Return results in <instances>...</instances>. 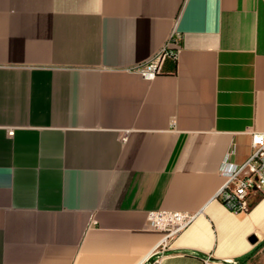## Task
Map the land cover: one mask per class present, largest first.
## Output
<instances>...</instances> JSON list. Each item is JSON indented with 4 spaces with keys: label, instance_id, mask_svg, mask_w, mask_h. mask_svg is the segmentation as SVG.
<instances>
[{
    "label": "crops",
    "instance_id": "0c3cea01",
    "mask_svg": "<svg viewBox=\"0 0 264 264\" xmlns=\"http://www.w3.org/2000/svg\"><path fill=\"white\" fill-rule=\"evenodd\" d=\"M175 30L160 74L129 71ZM252 132L264 0H0V264H248L264 194L216 195ZM162 210L197 214L165 249Z\"/></svg>",
    "mask_w": 264,
    "mask_h": 264
},
{
    "label": "built area",
    "instance_id": "2783aa9c",
    "mask_svg": "<svg viewBox=\"0 0 264 264\" xmlns=\"http://www.w3.org/2000/svg\"><path fill=\"white\" fill-rule=\"evenodd\" d=\"M183 37L176 30L164 47L148 61L137 65L129 71L137 72L147 79H153L161 73L166 60L174 58L181 49ZM252 153L248 159L237 164L231 160L233 151L225 156L220 169L224 184L216 195V199L230 212L239 214L248 212L253 204L255 195L264 194V133H251ZM197 214L177 211H150L147 214L149 226L165 233L162 248L168 242L186 229L196 218ZM154 264H161L163 251L156 253ZM206 264H211L207 258ZM237 264V263H233Z\"/></svg>",
    "mask_w": 264,
    "mask_h": 264
},
{
    "label": "rangeland",
    "instance_id": "374dc122",
    "mask_svg": "<svg viewBox=\"0 0 264 264\" xmlns=\"http://www.w3.org/2000/svg\"><path fill=\"white\" fill-rule=\"evenodd\" d=\"M248 264H264V250L256 257L251 259Z\"/></svg>",
    "mask_w": 264,
    "mask_h": 264
},
{
    "label": "water",
    "instance_id": "95a60500",
    "mask_svg": "<svg viewBox=\"0 0 264 264\" xmlns=\"http://www.w3.org/2000/svg\"><path fill=\"white\" fill-rule=\"evenodd\" d=\"M251 241H252L253 243H255V242H256V239H255V238H252Z\"/></svg>",
    "mask_w": 264,
    "mask_h": 264
},
{
    "label": "trees",
    "instance_id": "16d2710c",
    "mask_svg": "<svg viewBox=\"0 0 264 264\" xmlns=\"http://www.w3.org/2000/svg\"><path fill=\"white\" fill-rule=\"evenodd\" d=\"M246 259H247V257H246V258H243L242 261H244V260H246Z\"/></svg>",
    "mask_w": 264,
    "mask_h": 264
}]
</instances>
